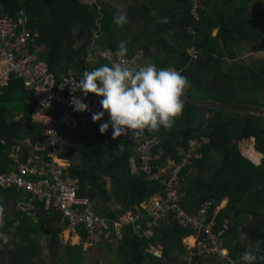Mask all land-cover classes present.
<instances>
[{
	"label": "trees",
	"instance_id": "trees-1",
	"mask_svg": "<svg viewBox=\"0 0 264 264\" xmlns=\"http://www.w3.org/2000/svg\"><path fill=\"white\" fill-rule=\"evenodd\" d=\"M257 2L264 0H202L195 22L189 14L190 0H119L127 9L123 25L114 24L118 16L110 6L98 8L93 0H0V12L9 17L24 12L29 28L37 32L39 50L32 51L57 79L69 69L82 79L85 66L89 71L110 66L103 51L117 52L121 41H126L127 58L141 52L145 65L176 70L187 78L184 108L171 129L142 134L159 139L152 151L157 157L152 170L170 164L187 213H196L206 200L218 205L228 199L216 217V228L221 229L224 219L229 221L224 241L235 258L250 244L264 251V120L250 107L257 106V94H264V57L259 56L264 52V10L251 8ZM152 11L166 17V24H159ZM192 47L196 59L189 54ZM245 47L248 59L239 55ZM90 57L94 60L86 65ZM24 104L27 109L17 119L22 113L17 106ZM35 110L32 96L13 77L0 92V172L11 168L7 155L16 147L21 160L45 154L44 129L30 122ZM66 139L68 143L59 144V157L71 163L67 171L78 181L77 197L91 201L87 212L115 219L142 201L163 195L162 185L141 171L135 147L123 136L113 139L112 129L101 134L99 128L80 127ZM191 147L192 156L186 158ZM257 155L262 159L255 164ZM131 159L137 167L134 172ZM25 196L16 189L0 190L4 220L0 245L9 248L11 257L0 264H44V258L48 264H66L58 263L63 259L55 251L68 221L53 208L45 210L43 202L35 201V215L16 210V202ZM112 205L118 208L113 210ZM152 229L151 239L136 236L130 227L123 229L119 243L130 251V262L180 264L181 239L191 231L179 229L170 214ZM77 230L91 244L83 226ZM153 244L162 247L161 258L149 253ZM82 246L65 245L68 264H95L92 254L83 257Z\"/></svg>",
	"mask_w": 264,
	"mask_h": 264
},
{
	"label": "built area",
	"instance_id": "built-area-1",
	"mask_svg": "<svg viewBox=\"0 0 264 264\" xmlns=\"http://www.w3.org/2000/svg\"><path fill=\"white\" fill-rule=\"evenodd\" d=\"M190 1L191 15L198 21L202 0ZM35 37L36 34L29 28L25 15L10 18L0 14V92L9 87L13 77L21 81L23 90L32 96L36 108L31 114V122L44 129V145L47 147L44 160L28 157L22 162L18 158L19 148L11 153L15 171L10 174L0 173V190L16 189L25 193L26 196L15 204L16 210L20 212L35 215V201L43 202L46 210L53 208L68 221L70 238H80L78 226H83L93 238L108 226V221L89 214L86 208L90 201L77 197L78 182L70 179L65 165L57 161L58 142L63 134L76 130L81 124L99 127L101 123L108 121L109 117L105 114L100 121H92V114L102 110V97L90 93L82 96L78 87L80 80L74 70H67L58 79L50 73L47 65L32 51L37 50ZM191 54L195 57L194 51H191ZM103 57L111 64L119 62L133 68L132 60L119 57L116 53L107 52ZM73 98H79L86 103L87 110L74 111L70 103ZM124 136L136 149L141 171L148 179L160 183L163 187V195L156 196L142 205L144 211L152 218V224H157L170 214L180 228L189 229L194 234L185 264L208 261L235 264L224 248L228 224L224 222L221 229L216 228L215 217L219 212V205H215L213 200H206L196 213L185 212L180 203V184L175 171L169 172V164L162 166L158 172L152 170V163L157 158L152 157V151L158 146L159 139L156 136L141 134L131 136V132ZM192 147L188 148L190 150L186 158L192 156ZM136 221L137 217L127 213L113 225L119 230L133 224L138 230ZM142 234L150 235V232ZM86 244L91 245L87 242Z\"/></svg>",
	"mask_w": 264,
	"mask_h": 264
},
{
	"label": "clouds",
	"instance_id": "clouds-1",
	"mask_svg": "<svg viewBox=\"0 0 264 264\" xmlns=\"http://www.w3.org/2000/svg\"><path fill=\"white\" fill-rule=\"evenodd\" d=\"M113 22L123 25L127 18L120 15ZM127 51L126 41H121L116 55L124 57ZM187 86V78L179 71L157 68L155 64L133 69L119 62L85 70L78 83L82 96L92 93L102 97V110L93 113L91 118L96 122L107 114L109 119L99 125V132L103 134L111 127L113 139L128 132L132 136L145 130L171 129L175 118L183 111L182 96ZM70 103L74 111L88 108L79 98H73ZM258 252V247H249L240 256L241 264H257L258 260H264V255L258 256Z\"/></svg>",
	"mask_w": 264,
	"mask_h": 264
},
{
	"label": "crops",
	"instance_id": "crops-1",
	"mask_svg": "<svg viewBox=\"0 0 264 264\" xmlns=\"http://www.w3.org/2000/svg\"><path fill=\"white\" fill-rule=\"evenodd\" d=\"M93 2H95L98 6V8L100 7H103L104 5H108L111 7V9L113 10V12L116 13L117 16H120V15H126V7L125 6H122L120 5L119 3V0H112V3L110 4V2H108L107 0H93ZM257 3H262V2H257ZM253 7V4L251 6V8ZM200 10V9H199ZM260 10H264V9H260ZM0 14H4L2 12H0ZM20 14H24V12H19L17 14L16 17H18ZM190 16L191 18L193 19L192 15H191V2H190ZM5 15V14H4ZM152 17L159 23V24H162V25H165L166 22H167V18L164 17V16H160L159 13L157 11H152L151 13ZM198 15H199V12H198ZM7 16V15H6ZM26 16V15H25ZM9 17V16H8ZM16 17H10V18H16ZM27 18V16H26ZM28 19V18H27ZM194 20V19H193ZM199 20V19H198ZM195 21V20H194ZM197 22V21H195ZM32 30V29H31ZM33 31V30H32ZM35 34H36V37L35 39L37 38V32L36 31H33ZM216 31H214V35H215ZM35 42V40H34ZM37 45V44H36ZM246 48V47H245ZM37 50H39V47L37 45ZM191 51H194L195 52V57H193V55L191 54ZM104 54L107 53V52H111V51H103ZM102 53V52H100ZM113 53H117V52H113ZM189 54L190 56L193 58V59H196L198 57L197 55V52L196 50L192 47L189 49ZM240 55V54H239ZM250 55V54H249ZM125 58H127L126 56H124ZM95 58V57H94ZM241 58H246L244 57V54L241 56ZM130 59V58H128ZM248 59V57L246 58ZM91 60H94L93 57H90L89 59L86 60V65H88V62L90 63ZM133 61V69H135L137 66H140V65H145L144 63V58H143V55L141 52H138L135 57H133V59H130ZM107 62L110 64L111 66V63L110 61L107 60ZM73 70V69H71ZM84 70H87L89 71V68L87 66L84 67ZM77 74V71L74 70ZM78 78L80 77L78 74H77ZM80 80V78H79ZM188 89V87H186L185 91ZM91 95H95V94H92L90 93ZM17 109L20 110L22 113H18L16 115V118L17 119H20L21 118V115L26 111L27 109V104H24V105H18L17 106ZM32 114V113H31ZM264 118V117H263ZM30 122H31V115H30ZM32 123V122H31ZM34 124V123H32ZM38 125V124H36ZM80 127H86V128H89V127H95V128H99L97 126H93V125H85V124H81L77 129H79ZM109 129H111V127H109ZM71 133V132H70ZM70 133H65L62 135V137L60 138L59 142H58V151H57V161L59 163H62L63 165H65V167L68 168L70 167V161L66 160V159H63L61 157H59V144L61 142H64V143H68V140L66 139L67 138V135H69ZM141 135H144L142 133H140ZM128 144H131L132 146L133 143L130 142L126 136L122 135ZM150 136V135H148ZM45 146V145H44ZM19 148V147H16L14 152L16 151V149ZM46 148V151H45V154L47 152V147L45 146ZM19 152H20V148H19ZM19 152H18V158H19ZM13 153V152H11ZM8 153V159L12 162V165H11V168L9 169V171L7 173H2L0 172L1 174H10V173H13L15 171L14 169V160L11 158L12 154ZM45 154H41L40 156H37V155H34V156H30V157H35V158H39V159H45ZM28 158V157H27ZM27 158H25L24 160H21L19 158L20 161H25ZM260 159H262V155H257V158H256V161L254 162L255 164H258L260 162ZM130 165H131V171L134 172L137 170V167L135 166V163L134 161L131 159L130 160ZM67 176L71 179L70 175H69V172L67 171ZM72 180H76V179H72ZM77 181V180H76ZM78 182V181H77ZM78 189H79V185H78ZM180 189V188H179ZM78 191V190H77ZM181 195V194H180ZM156 196H159V195H156ZM156 196H153V197H150L149 199H147L146 201H142L137 208H132L130 210H127L123 213H121L120 215H118L115 219H109V218H104V217H101L105 220L108 221V226L104 229H102L100 232H98L97 234H95L93 236V238L91 239V245H88L86 244L87 240H84L83 238H81V233H79V237L80 238H70V234H69V231H68V228L67 229H64L61 234L59 235V242L61 244V247L59 246L58 249L55 251L56 254H60V253H64L65 254V245L66 244H71V246H77L79 244H82V249H83V252L85 254V256H83L84 258L86 259H89L91 257V254L92 256L94 257L95 259V264H132L130 262V257H129V254H130V251H128L127 248L123 247L120 245V239L122 238V231L124 228H128L130 227L132 232L138 236V235H142L143 237H145L146 239H151L153 236H154V231H153V227L157 224H152V218L144 211L142 205L147 202L148 200L156 197ZM88 199V198H86ZM89 200V199H88ZM90 201V200H89ZM39 202V201H38ZM35 203V202H34ZM91 203V201H90ZM227 203H228V199L227 198H224L222 199L220 202H218V205L220 207L219 211L220 210H223L224 208H226L227 206ZM0 227L4 225V220H3V217H2V214H3V207H2V203L0 201ZM44 204V203H43ZM36 207V205H35ZM89 207V206H88ZM87 207V208H88ZM182 207V206H181ZM86 208V210H87ZM118 207H116L115 205H112V209L115 210L117 209ZM183 208V207H182ZM44 209L46 210L45 208V204H44ZM48 210V209H47ZM184 210V209H183ZM55 211V210H54ZM185 211V210H184ZM56 212V211H55ZM186 212V211H185ZM36 213V212H35ZM58 213V212H57ZM89 214L93 215V216H97V215H94L90 212H88ZM129 213L130 215H132L133 217H137V221H136V224L139 226V231L140 233H138V230L135 229L134 225L131 224V225H127V226H124L123 228L121 229H116V227L113 225L114 222H116L122 215H125ZM219 213V212H218ZM218 215V214H217ZM216 215V217H217ZM100 217V216H98ZM211 217V215H210ZM209 217V219H210ZM216 217H215V224H216ZM171 220L175 223V225L183 230L182 228H180L177 223L173 220V217L171 216ZM226 222L229 226V221L228 220H223V223ZM223 223L221 224V226L223 225ZM149 231L150 232V235H143L142 233H145ZM191 231V230H190ZM65 235V236H64ZM194 234L192 232H190V234L186 237H183L181 239V251L178 249V254L177 255V259L178 257L180 256V264H185V259L186 257H188V248L192 246V240L194 239L193 238ZM5 240V239H4ZM88 243V242H87ZM178 245V244H177ZM79 247V246H78ZM249 247H253V248H256L254 246H252L251 244L248 245L244 251H246ZM4 249V252L3 253H6L8 252V249L9 248H3L1 247L0 245V250ZM224 248L227 252V254L229 255L230 259L235 262V264H241V261H240V256L242 253H240L238 256H236L235 258H233L229 252V250L227 249L226 245H225V241H224ZM162 247L159 245V244H156V245H151L149 247V253L152 254L153 256H155L156 258H161L162 256ZM65 251V252H64ZM243 251V252H244ZM259 252H264L263 250H260L259 249ZM258 252V253H259ZM169 254L171 255L172 254V251L169 252ZM68 255V254H67ZM84 261V259L82 260ZM224 262L222 261H208V262H205V263H198V264H223Z\"/></svg>",
	"mask_w": 264,
	"mask_h": 264
},
{
	"label": "rangeland",
	"instance_id": "rangeland-1",
	"mask_svg": "<svg viewBox=\"0 0 264 264\" xmlns=\"http://www.w3.org/2000/svg\"><path fill=\"white\" fill-rule=\"evenodd\" d=\"M108 2H110V4L112 3V0H107ZM260 9H264V3H254L253 4V7H252V10H260ZM243 51L240 53V56H242L244 54V57H250V53L248 52V49L247 48H242ZM258 56V55H257ZM260 58H263L264 57V52L260 53L259 54ZM254 104H256L257 106H264V94H257L255 96V100H254ZM264 120V118H263ZM65 236V235H64ZM4 252V249L1 248L0 250V263H7L10 261L11 257L10 255L7 253H3ZM59 258L63 259V260H59L58 263H61V262H65L66 264L68 259L66 257V255L64 253H60L58 255ZM44 264H48L47 263V259L44 258ZM89 262L85 263V264H88ZM84 264V263H83Z\"/></svg>",
	"mask_w": 264,
	"mask_h": 264
},
{
	"label": "water",
	"instance_id": "water-1",
	"mask_svg": "<svg viewBox=\"0 0 264 264\" xmlns=\"http://www.w3.org/2000/svg\"><path fill=\"white\" fill-rule=\"evenodd\" d=\"M254 113L258 116L264 117V106H250Z\"/></svg>",
	"mask_w": 264,
	"mask_h": 264
}]
</instances>
